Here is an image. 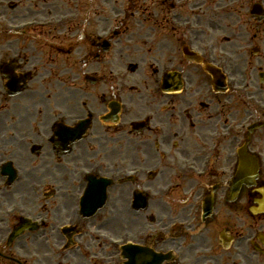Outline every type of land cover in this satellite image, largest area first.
I'll return each mask as SVG.
<instances>
[{
	"label": "flooded vegetation",
	"instance_id": "1",
	"mask_svg": "<svg viewBox=\"0 0 264 264\" xmlns=\"http://www.w3.org/2000/svg\"><path fill=\"white\" fill-rule=\"evenodd\" d=\"M37 1L0 0V161L11 160L19 167L20 161L32 158L43 170L70 176L78 184L73 187L77 193L86 185L81 169L96 174L104 169L115 171L114 161L133 151L130 144L137 143L155 153L157 163L152 165L164 167L168 179L159 187L172 188L169 199L156 194L154 178L115 190L118 199L127 196L129 207L134 190L148 196L146 210L131 215L115 210L111 217L96 213L82 219L71 215L70 204L53 206L50 222L29 238L37 256L32 262L122 264L120 250L109 246L101 238L103 233L116 237L123 232L155 252L172 251L174 260L165 264L185 261L180 238L188 241L186 256L192 255L194 247L208 250L216 234L230 230L224 209L235 172V149L246 138V125L263 117L235 98L228 84L218 85L220 91H216L204 70L206 60L198 63L188 58L190 41L192 49H209L212 60L217 58L214 62L223 70L228 67L226 58L216 56L213 38L229 9L215 12L212 0H144L150 2L152 12L53 14L38 12ZM139 1L127 0V4L141 7ZM176 1L181 3L179 8H175ZM44 16L54 17L56 22L61 16L69 19L65 26L33 34L10 31V26L22 20ZM39 44L50 46L62 62L45 58L50 69H41L31 59L40 56ZM126 85L134 89L125 90ZM111 104L113 108L120 104L117 121L104 117ZM76 118L84 121L77 132L81 139L71 142L68 136L76 129ZM141 120L143 127L134 128V122ZM228 128L235 132L226 135ZM212 133L218 136L213 139ZM257 147L255 143L250 149ZM109 159L112 164L103 167L102 161ZM205 159L209 163L203 178L180 174L186 164L199 163L200 168ZM1 171L0 201L16 202L21 189L7 187ZM209 196L214 213L202 224V202ZM246 198L242 185L234 209L246 214ZM165 204L179 208L178 214L169 215ZM152 209L158 214L153 220L156 228L146 229L139 222L152 220ZM183 221L188 222L187 227L182 226ZM54 222L74 225L71 247L55 232ZM24 245L26 242L20 244L21 249L29 253Z\"/></svg>",
	"mask_w": 264,
	"mask_h": 264
},
{
	"label": "rangeland",
	"instance_id": "2",
	"mask_svg": "<svg viewBox=\"0 0 264 264\" xmlns=\"http://www.w3.org/2000/svg\"><path fill=\"white\" fill-rule=\"evenodd\" d=\"M42 1V0H41ZM37 1L36 2V8L39 12H47L49 8L47 0L45 1ZM49 1V0H48ZM78 0H75L77 2ZM222 1H229V0H222ZM254 1L262 2L264 4V0H231L230 2L233 3V6L235 5L237 8L244 9L241 11V14L244 16L242 19H238L236 17L230 16L223 18L225 23L219 22L217 25L219 26L216 29V32L214 34V39L217 36H220L219 41H221V44H223L224 48L229 49L232 51L236 46L245 45L247 46V51L245 55L236 56L235 59L231 60L230 68L234 72V79L239 81L243 80L244 83H248L249 87L252 89V92L254 94H259V96L264 97V85L263 88H261L262 85L259 83L258 78V68L259 66L262 67V70L264 72V38H258L256 37L257 33H260L262 31V35L264 37V22L262 24H258L255 20L251 19L249 15V9L251 6V3ZM64 4L66 5L65 9H61L56 12H93L94 9H98L99 12H120L121 6L119 5L115 9L109 8V7H99L97 6L98 0H81V8L80 11L73 10V2L72 0H63ZM147 2V1H146ZM142 6H133L132 9L138 10L139 12H152V7L150 6V2L147 4L144 2V0H141L138 2ZM205 3L204 1H200V4ZM120 4H123L124 8L125 1L120 0ZM75 5V4H74ZM127 8V7H126ZM51 10V9H50ZM122 12V11H121ZM230 24V25H228ZM228 36V39L222 40V36ZM230 38V40H229ZM246 39V40H245ZM257 39V40H256ZM256 40V41H255ZM217 42V41H216ZM36 43H26V46L34 47ZM259 48L261 50V54H257V56H253L252 48ZM139 50V49H138ZM38 56H34L31 59L39 64V67L42 68H48L50 69V65L47 63L48 61L45 58H49L51 60H55L56 62H62L59 56H56L54 51L51 49L50 46H42L39 44L38 48ZM64 58L66 57L63 55ZM262 56V60H260V57ZM230 70V72H231ZM51 87V86H50ZM49 87V88H50ZM49 88H46L48 90ZM257 138V142H262L264 144V129L258 130L255 134ZM264 146V145H263ZM130 149L135 150V148L130 147ZM28 162H24L22 164L29 165L32 163L33 159L28 158ZM125 160L131 161V160H137L134 158V156L130 154H126ZM35 164H38L35 161ZM34 164V165H35ZM46 174V175H45ZM40 180L42 178H47V173L45 170H41V167L38 166V169L36 170V174H33V177L31 179H28L24 181L22 179V185L28 186V182L33 180ZM70 177L67 176L66 182L59 178V182L61 185L68 187L71 184H68ZM42 184V183H41ZM41 191V189H39ZM27 194V193H26ZM29 194V192H28ZM32 196V195H31ZM27 198V197H26ZM25 199V198H24ZM38 201H41L43 197L39 195L37 197ZM52 200H47V202L44 203V209L47 210L49 205L51 204ZM8 262L13 263V260L8 257L4 256V254H0V264H9Z\"/></svg>",
	"mask_w": 264,
	"mask_h": 264
}]
</instances>
